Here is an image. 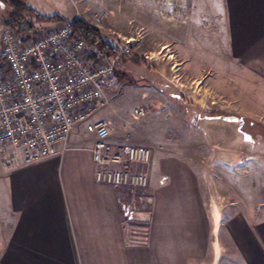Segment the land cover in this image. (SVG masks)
<instances>
[{
	"label": "crops",
	"instance_id": "0c3cea01",
	"mask_svg": "<svg viewBox=\"0 0 264 264\" xmlns=\"http://www.w3.org/2000/svg\"><path fill=\"white\" fill-rule=\"evenodd\" d=\"M124 3L113 0L117 8ZM190 11L189 24L165 43L179 74L202 88L222 76L255 88L259 111L240 120L264 126V0H193ZM205 54L213 65L200 62ZM115 128L117 144L153 149L151 209L139 217L148 223L145 238L127 232L120 188L96 182L93 144L72 135L64 152L0 171V264H264V200L246 201L235 185L239 199L228 213L216 209L203 168L183 151L128 140Z\"/></svg>",
	"mask_w": 264,
	"mask_h": 264
},
{
	"label": "rangeland",
	"instance_id": "374dc122",
	"mask_svg": "<svg viewBox=\"0 0 264 264\" xmlns=\"http://www.w3.org/2000/svg\"><path fill=\"white\" fill-rule=\"evenodd\" d=\"M9 1L0 0V32L12 11ZM29 1L43 16L57 15L68 22L81 19L103 32L105 38L135 40L131 56L139 60L135 64L129 61L120 68L125 80H119L117 86L106 92L105 105L99 106L95 115L73 133L82 146L93 144L90 126L104 120L111 127L117 123L123 138L154 143L156 149L163 144L170 151H183L191 163L200 165L208 188L206 199L215 203L216 209L228 213L229 205L239 199L235 185L246 201L259 203L264 200V126L246 118L240 120L242 114L259 111L255 88L240 84L234 77L224 79L223 76L202 88L198 82L179 74L176 56L171 46L165 45L171 35L178 32L177 28L154 14L150 6L140 0L135 1L136 6L126 0L121 8L114 6L113 0ZM25 16L27 20L36 19L31 13ZM36 25V34L30 41L56 29L61 22ZM157 37L164 42H156ZM212 58L205 54L200 62L211 66L215 63ZM139 108L145 110L144 118L135 116ZM114 132L116 134V128ZM220 162L226 163L225 169ZM252 171L255 172L253 177ZM120 192L124 214L128 216L127 232L136 237H132L134 240H142L148 223L139 217L151 209L152 191L150 188L145 191L120 188ZM221 241L225 245L224 238Z\"/></svg>",
	"mask_w": 264,
	"mask_h": 264
},
{
	"label": "built area",
	"instance_id": "2783aa9c",
	"mask_svg": "<svg viewBox=\"0 0 264 264\" xmlns=\"http://www.w3.org/2000/svg\"><path fill=\"white\" fill-rule=\"evenodd\" d=\"M172 27L190 22L193 0H141ZM77 19V18H76ZM22 43L9 27L0 32V170L11 171L64 152L78 126L92 118L107 91L119 83L117 63L130 57L134 38H105V48L74 33L75 20ZM208 23L204 24L208 27ZM144 118L143 108L135 110ZM91 153L95 180L145 191L153 152L123 146L101 121Z\"/></svg>",
	"mask_w": 264,
	"mask_h": 264
},
{
	"label": "trees",
	"instance_id": "16d2710c",
	"mask_svg": "<svg viewBox=\"0 0 264 264\" xmlns=\"http://www.w3.org/2000/svg\"><path fill=\"white\" fill-rule=\"evenodd\" d=\"M6 3V2H5ZM9 6L12 11L8 14L5 19V26L12 29L22 43H27L30 39L36 34V24L40 22L47 21H58L61 23H67V20H64L60 16H43L31 8L25 1L21 0H11L9 1ZM25 13H31L34 16L35 20H27ZM74 33H80L84 35L87 41L90 44L98 45L105 48V41L102 33L95 27H92L81 19H76L74 22ZM139 60V57H126L122 58L117 63V74L119 80H125V73L121 71V67L125 64H128L129 61L136 63ZM127 79V78H126Z\"/></svg>",
	"mask_w": 264,
	"mask_h": 264
}]
</instances>
